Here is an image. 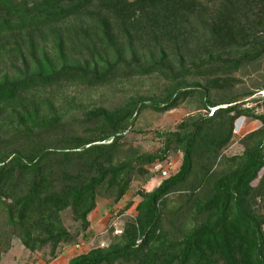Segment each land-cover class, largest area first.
<instances>
[{
    "label": "trees",
    "instance_id": "16d2710c",
    "mask_svg": "<svg viewBox=\"0 0 264 264\" xmlns=\"http://www.w3.org/2000/svg\"><path fill=\"white\" fill-rule=\"evenodd\" d=\"M237 72L251 85L236 87ZM135 77L164 82L157 94L78 115L62 110L73 99L57 105L49 94ZM260 92L264 0H0V253L18 240L55 259L86 236L98 197L119 202L181 152L179 169L141 193L108 246L67 264H264ZM184 102L196 112L158 133L162 147H124L139 114ZM241 116L262 124L240 138V154L224 155Z\"/></svg>",
    "mask_w": 264,
    "mask_h": 264
},
{
    "label": "rangeland",
    "instance_id": "374dc122",
    "mask_svg": "<svg viewBox=\"0 0 264 264\" xmlns=\"http://www.w3.org/2000/svg\"><path fill=\"white\" fill-rule=\"evenodd\" d=\"M234 76L239 79L236 87H243L244 83L251 85V80L248 76L244 78L242 73L239 72L235 73ZM163 82V80L156 77H135L123 83L98 88L66 86L62 89L50 91L49 94L51 96L52 92H54V99L57 105L62 102L64 97L73 99L74 102L72 104L70 102L69 106L71 109L62 110L70 112L71 114L69 115H78L95 105H103L115 109L127 101L131 95L140 94L149 96L157 94ZM260 93L261 95L264 94V92ZM195 107V102H184L179 107L163 113L150 110L143 111L137 116L134 126L125 134L124 147L129 145L137 153L154 152L156 149L162 147L163 138L158 133L175 130L177 125L189 113L196 112ZM213 110L212 108L210 114ZM236 122L243 136L257 129L262 124L259 120L247 119L245 116L239 117ZM240 138L235 135L232 143L223 154L228 156L240 154L243 150ZM181 162V152H174L167 156L164 163L170 167L171 174H173L179 169ZM160 181L161 179L158 175L152 176V174L136 178L132 182L128 192L117 203L104 197H98L95 209L88 216L90 227L86 232V236H79L76 240V243L80 245L78 248L74 247V244H69L58 252V256L55 259L49 261V256L46 255L47 248L42 251L29 252L23 248L18 240H15L12 249L8 253L4 255L0 253V264H67L76 255L85 253L95 247L108 246L113 241L114 236L119 235L113 234L114 227L123 230L125 223L134 220L135 206L141 198V193L151 191ZM172 197L176 199L175 195ZM64 219L65 225L71 231L74 232L78 229L77 223L71 219L69 212L64 214Z\"/></svg>",
    "mask_w": 264,
    "mask_h": 264
},
{
    "label": "built area",
    "instance_id": "2783aa9c",
    "mask_svg": "<svg viewBox=\"0 0 264 264\" xmlns=\"http://www.w3.org/2000/svg\"><path fill=\"white\" fill-rule=\"evenodd\" d=\"M233 134L237 135L238 137H243V133L240 131V128L237 127V122L234 125L233 128ZM152 170L156 173L155 175H158L161 178H167L171 175V170L169 166H166L163 163H157L153 166ZM122 230L115 228L113 230V234H120ZM80 245L79 243H76L74 247L78 248Z\"/></svg>",
    "mask_w": 264,
    "mask_h": 264
}]
</instances>
